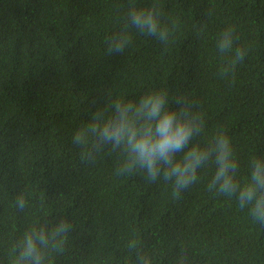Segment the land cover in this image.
<instances>
[{"label":"trees","instance_id":"trees-1","mask_svg":"<svg viewBox=\"0 0 264 264\" xmlns=\"http://www.w3.org/2000/svg\"><path fill=\"white\" fill-rule=\"evenodd\" d=\"M152 2L0 0V264L25 229L53 219L72 230L52 264H138L137 250L152 264H264V225L208 190L211 161L174 197L169 182L141 171L118 175L122 157L110 148L81 162L72 141L110 99L157 88L173 107L183 97L203 114L193 143L226 132L238 180L264 156V0H159L177 25L170 42L129 27L124 53L108 55L129 7ZM229 27L246 53L231 68L216 47Z\"/></svg>","mask_w":264,"mask_h":264},{"label":"clouds","instance_id":"clouds-1","mask_svg":"<svg viewBox=\"0 0 264 264\" xmlns=\"http://www.w3.org/2000/svg\"><path fill=\"white\" fill-rule=\"evenodd\" d=\"M126 15L127 23L109 37L108 55L124 53L131 42L129 27L167 45L177 26L175 21L165 22L159 0L147 7L131 6ZM234 40V30L229 27L216 41L229 68L246 55L244 49L234 48ZM172 103L168 92L157 88L136 100L110 99L72 136L74 145L81 149V162L91 163L96 154L110 148L122 157L116 168L118 175L141 171L149 182H169L173 196L178 197L198 181L199 169L211 161L215 172L208 190L217 196L234 197L253 222L264 225V156L251 159L248 178L238 180L239 164L226 132L217 129L206 144L193 143L204 131L203 114L183 97L175 99V107ZM15 206L20 212L28 206L23 194L16 198ZM71 230L72 224L66 219L34 223L15 241L7 264H52L53 254L64 251ZM130 247L136 249V244ZM136 260L138 264H152L151 257L139 250Z\"/></svg>","mask_w":264,"mask_h":264}]
</instances>
